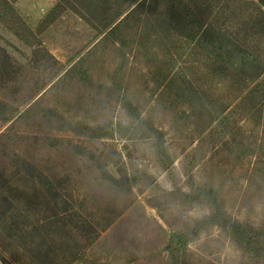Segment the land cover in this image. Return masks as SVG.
Instances as JSON below:
<instances>
[{
    "label": "rangeland",
    "instance_id": "374dc122",
    "mask_svg": "<svg viewBox=\"0 0 264 264\" xmlns=\"http://www.w3.org/2000/svg\"><path fill=\"white\" fill-rule=\"evenodd\" d=\"M7 1L0 264H264V0Z\"/></svg>",
    "mask_w": 264,
    "mask_h": 264
},
{
    "label": "trees",
    "instance_id": "16d2710c",
    "mask_svg": "<svg viewBox=\"0 0 264 264\" xmlns=\"http://www.w3.org/2000/svg\"><path fill=\"white\" fill-rule=\"evenodd\" d=\"M0 6H2L7 13H5V16H10V23L11 26H9L10 31L14 33L16 37L19 39L25 40V35H33V30L26 24V22L22 19V17L18 14V12L14 9L13 6L8 4L7 0H0ZM55 7L51 10L50 13L46 15L44 20H47L50 18V16L55 12ZM0 16V20H2ZM112 32V31H111ZM30 108H27L22 115L25 116L30 112ZM158 134L160 132L158 131ZM7 203V198L4 194L0 193V221L2 220V215H5V210L7 211V207L5 206ZM202 225H209V226H218L221 227L224 230H228L230 233V236L232 237L233 241H237L238 243H243L247 246H250L251 244L255 243L256 236L252 229H248L247 226L241 222H239L236 219H233L228 213L223 211L220 208H216V210L212 213V215L208 218H206L204 221L199 222L195 225L194 232L199 231L202 227ZM193 231V230H192ZM187 232L183 233V236H187ZM13 242V241H12ZM11 241H6L4 244H0V250L1 252L11 253ZM80 253H75L67 262V264H71L74 261H76L79 258ZM2 261H5V257H2Z\"/></svg>",
    "mask_w": 264,
    "mask_h": 264
}]
</instances>
